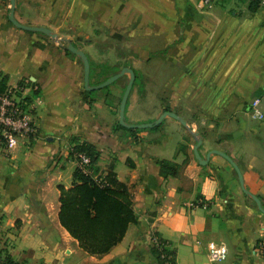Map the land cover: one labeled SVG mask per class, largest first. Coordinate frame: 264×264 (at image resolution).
Segmentation results:
<instances>
[{
  "label": "crops",
  "instance_id": "0c3cea01",
  "mask_svg": "<svg viewBox=\"0 0 264 264\" xmlns=\"http://www.w3.org/2000/svg\"><path fill=\"white\" fill-rule=\"evenodd\" d=\"M198 1L15 0L19 23L49 28L86 53L89 84L112 75L95 81L94 63L113 68L127 59L116 65L135 74L126 122L171 110L187 124L166 117L134 141L114 127L125 86L85 90L82 61L67 42L18 28L10 0H0V76L38 91L36 134L0 153V254L15 264H163L153 251L158 236L174 251L172 264H264V213L232 164L211 152L234 161L264 208V117L250 113L257 96L264 112V4L251 11L243 0H219L204 10ZM193 132L206 164L195 157ZM81 141L101 151L98 175L112 164L135 215L100 255L84 251L58 219V186L70 187L77 167L67 150ZM161 161L178 174L161 175ZM210 241L225 246V258L210 260Z\"/></svg>",
  "mask_w": 264,
  "mask_h": 264
},
{
  "label": "trees",
  "instance_id": "16d2710c",
  "mask_svg": "<svg viewBox=\"0 0 264 264\" xmlns=\"http://www.w3.org/2000/svg\"><path fill=\"white\" fill-rule=\"evenodd\" d=\"M258 6L259 2L250 0L248 7L251 11H255ZM117 72V69H113L112 75ZM1 81V86H4V76ZM34 93L38 91L34 90ZM160 125L161 123L151 129H157ZM114 127L128 131L134 136V141H138L135 134L139 129L125 128L118 121ZM72 145V150L85 154L89 158L88 172L84 173L77 165L72 174L71 186L68 188L58 186L60 191L58 219L61 226L84 251L95 255L104 254L121 240L127 225L135 221L128 187L116 178L112 164L103 175L97 174L98 168L95 164L101 151L96 145L86 141L75 142ZM159 164L161 175L178 174L177 165L168 161H161ZM91 170L94 175L90 173ZM162 242L165 241L162 240ZM164 250L168 254H174V251L169 248ZM153 251L162 263L158 255L159 251L156 248ZM173 261L174 255L172 263ZM7 262L11 264V261Z\"/></svg>",
  "mask_w": 264,
  "mask_h": 264
},
{
  "label": "built area",
  "instance_id": "2783aa9c",
  "mask_svg": "<svg viewBox=\"0 0 264 264\" xmlns=\"http://www.w3.org/2000/svg\"><path fill=\"white\" fill-rule=\"evenodd\" d=\"M219 0H199L198 7L204 10L212 8ZM259 4H264V0H256ZM2 77L0 76V153L9 154L15 149L24 139H30L37 132L36 105L33 98L38 99V96H32L36 87L16 84L1 86ZM31 93L25 94V91ZM28 94L31 96L30 100ZM262 96L255 97L250 103V113L255 119H262L264 112L261 109ZM78 165L84 173L88 172L87 165L89 158L82 153L78 154ZM154 248L159 251V257L163 264H172L173 255L168 254L165 248H168L165 242L158 236L152 237ZM258 250L261 257L264 259V235L261 237ZM209 258L212 261L221 260L226 256V248L222 244L210 241L207 244ZM0 264H9L0 256Z\"/></svg>",
  "mask_w": 264,
  "mask_h": 264
},
{
  "label": "water",
  "instance_id": "95a60500",
  "mask_svg": "<svg viewBox=\"0 0 264 264\" xmlns=\"http://www.w3.org/2000/svg\"><path fill=\"white\" fill-rule=\"evenodd\" d=\"M14 7H15V0H10V10H9V14H8V19L10 20V22H12L18 28H21V29H24L27 31H31V32H42V33L48 35L49 37H51L52 39L57 40L60 43L67 42V45H66L67 50H69L70 52H72L73 54L78 56V58H80V60L82 61V64H83V85H84L85 90L92 91V90L102 89V88L112 84L114 81H116L118 78H120L124 74L128 75V81H127L125 88L123 90V93L121 95L119 107H118V123L120 125H122L125 128H129V129H139V130L151 129L154 126L159 125L163 121L164 118L172 117V118L178 120L184 126H187L185 120H183L180 116H178L175 112H173L171 110L163 111L158 118H156L155 120L150 121V122H142V123H128V122H126L124 119L125 106H126V102H127V98L129 96V93L132 89L134 77H135V74H134V71L132 70V68L123 67V68H121V70L119 72L109 76L108 78L101 81L100 83L93 84V85L89 84L90 63H89V59H88V56L86 55V53L84 51H82L81 49L76 48V46H74L71 42H68L65 38L58 37V35L54 31L50 30L49 28H46L43 26H28V25H24V24L19 23L14 18ZM193 134H194L196 141H197L196 145L194 146L195 157L199 161L200 164H206L208 161V157L205 159H202V157L198 153V146L201 144V139L196 137V135H197L196 132L195 133L193 132ZM211 152L222 155L224 158H226L232 164V166L234 167V169L237 173V177H238V181H239L241 190L247 196L252 197L254 199V201L256 202L258 209L262 213H264V208L261 204L260 199L256 195L252 194L251 192H249L246 189V187L244 185L242 173H241L239 167L234 163V161L228 155H226L225 153H223L219 150H211Z\"/></svg>",
  "mask_w": 264,
  "mask_h": 264
},
{
  "label": "rangeland",
  "instance_id": "374dc122",
  "mask_svg": "<svg viewBox=\"0 0 264 264\" xmlns=\"http://www.w3.org/2000/svg\"><path fill=\"white\" fill-rule=\"evenodd\" d=\"M244 2H246V3H250V0H243ZM262 4H259V6L258 7H260ZM128 58V57H127ZM127 61V59H124V61H121V60H118L117 61V64H118V66H120V64H122V63H125ZM131 62V58L129 59V63ZM116 64V65H117ZM115 65V67H113V68H110V66L108 65V66H105L103 63H100V64H95L94 63V66H93V75H94V80L96 81V80H98V79H102L103 77H104V75H108V73H112V71H113V69H117L118 70V72L121 70L118 66H116ZM127 80H128V75L127 74H124L122 77H120L118 80H116V81H114L111 85H109V86H112V85H114V84H116V83H118L119 82V84L121 85V87H123V86H125V84H126V82H127ZM106 88H108V86L107 87H105V89ZM98 90H100V89H98ZM122 94V93H121ZM121 94L119 95V97H117V99H115V110H116V117L118 118V107H119V101H120V97H121ZM116 118V119H117ZM151 121H153V120H151ZM146 122H150V121H146ZM142 123V122H141ZM75 143V142H74ZM73 144V143H72ZM70 145L69 147H68V152H67V154H68V156L70 157V158H73V159H75L76 161H77V165H78V158H79V156H78V154L79 153H77V152H75L74 150H72V148H73V145ZM7 156V155H6ZM90 173L92 174V175H94V173H93V171L91 170L90 171ZM161 239V238H160ZM162 240V239H161ZM0 256L5 260V261H11V264H15L9 257H7L5 254H0Z\"/></svg>",
  "mask_w": 264,
  "mask_h": 264
}]
</instances>
